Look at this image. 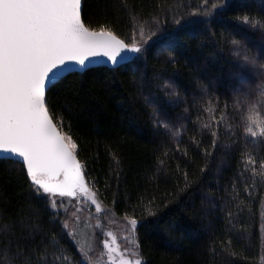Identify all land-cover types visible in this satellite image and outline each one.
Here are the masks:
<instances>
[{
  "label": "trees",
  "instance_id": "16d2710c",
  "mask_svg": "<svg viewBox=\"0 0 264 264\" xmlns=\"http://www.w3.org/2000/svg\"><path fill=\"white\" fill-rule=\"evenodd\" d=\"M222 3L83 0L86 26L148 54L140 72L72 73L46 95L86 184L116 217L137 220L144 264H264V136L245 131L251 104L254 130L264 126V81L238 59L243 48L264 61V0ZM54 201L0 159V264H85Z\"/></svg>",
  "mask_w": 264,
  "mask_h": 264
},
{
  "label": "snow or ice",
  "instance_id": "6c2138e0",
  "mask_svg": "<svg viewBox=\"0 0 264 264\" xmlns=\"http://www.w3.org/2000/svg\"><path fill=\"white\" fill-rule=\"evenodd\" d=\"M226 7L224 0L218 11ZM204 18L210 24L207 14ZM244 19L248 21V17ZM175 23L181 21L177 19ZM232 44L241 47L238 41L233 40ZM148 51L143 42L128 43L112 31L91 30L82 20V0H0V152L20 158L37 191L50 196L88 197L99 211L96 193L86 185L77 143L62 130V125L54 122V100L46 99V90L53 92L66 74L90 70L89 66L98 58L140 72L133 66L143 61ZM129 53L136 54L135 59ZM238 59L261 69L259 75L264 81V61L243 48ZM123 61L128 63L122 64ZM143 76L141 83H149L148 74ZM261 88L264 89V83ZM261 97L264 98V92ZM255 108L251 104L248 114L256 115ZM247 121L246 133L253 138L264 136V126L259 127V132L254 130L258 120ZM253 173L256 174L255 169ZM259 174L264 176V170ZM52 207L56 208V204ZM70 227L67 220L61 225L62 230ZM130 228H137L136 219L130 221Z\"/></svg>",
  "mask_w": 264,
  "mask_h": 264
},
{
  "label": "rangeland",
  "instance_id": "374dc122",
  "mask_svg": "<svg viewBox=\"0 0 264 264\" xmlns=\"http://www.w3.org/2000/svg\"><path fill=\"white\" fill-rule=\"evenodd\" d=\"M52 198L56 204L53 209L61 208L69 214L67 221L72 227L67 231L78 243L85 264H123L125 260L129 264H136V261L144 264L136 239V229L130 228L131 220L116 217L101 204L97 196L95 203L99 206V211H96L88 197L78 199L57 195Z\"/></svg>",
  "mask_w": 264,
  "mask_h": 264
},
{
  "label": "water",
  "instance_id": "95a60500",
  "mask_svg": "<svg viewBox=\"0 0 264 264\" xmlns=\"http://www.w3.org/2000/svg\"><path fill=\"white\" fill-rule=\"evenodd\" d=\"M82 11H83V0H82ZM82 20H83V19H82ZM133 55H134V54L129 53V57H130V58H131ZM126 62H127V61H123L122 64H125ZM98 67H106V68H110V69H117V68L121 67V65H113V64H111L110 62H108L106 58H98V59H97V62H96L95 64L89 66L90 69L98 68ZM86 71H88V70H85V71L77 70L76 72H73V73H84V72H86ZM70 74H72V73H70ZM68 75H69V74H66L65 77L68 76ZM63 78H64V77H63ZM63 78H62V79H63ZM47 92H48V91L46 90V95H47ZM0 159H2V160L16 161V162L22 164V163H21V160H20L19 157H16V156H14L13 154H11V153H7V152H0ZM24 168H25V167H24ZM25 169H26V168H25Z\"/></svg>",
  "mask_w": 264,
  "mask_h": 264
},
{
  "label": "clouds",
  "instance_id": "9594fccd",
  "mask_svg": "<svg viewBox=\"0 0 264 264\" xmlns=\"http://www.w3.org/2000/svg\"><path fill=\"white\" fill-rule=\"evenodd\" d=\"M249 120H253V121H255V120H257V116L256 115H254V114H248V117H247Z\"/></svg>",
  "mask_w": 264,
  "mask_h": 264
}]
</instances>
